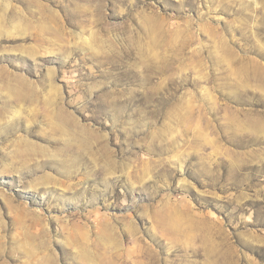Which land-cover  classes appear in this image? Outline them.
Instances as JSON below:
<instances>
[{
    "label": "rangeland",
    "instance_id": "obj_1",
    "mask_svg": "<svg viewBox=\"0 0 264 264\" xmlns=\"http://www.w3.org/2000/svg\"><path fill=\"white\" fill-rule=\"evenodd\" d=\"M0 264H264V0H0Z\"/></svg>",
    "mask_w": 264,
    "mask_h": 264
}]
</instances>
